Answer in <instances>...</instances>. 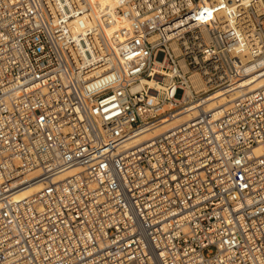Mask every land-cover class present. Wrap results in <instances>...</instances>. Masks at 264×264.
<instances>
[{
    "label": "built area",
    "instance_id": "obj_1",
    "mask_svg": "<svg viewBox=\"0 0 264 264\" xmlns=\"http://www.w3.org/2000/svg\"><path fill=\"white\" fill-rule=\"evenodd\" d=\"M262 75L264 0H0V264H264Z\"/></svg>",
    "mask_w": 264,
    "mask_h": 264
},
{
    "label": "bare ground",
    "instance_id": "obj_2",
    "mask_svg": "<svg viewBox=\"0 0 264 264\" xmlns=\"http://www.w3.org/2000/svg\"><path fill=\"white\" fill-rule=\"evenodd\" d=\"M91 4L92 14L95 16V19L106 9H111L116 6V0H89ZM151 85L154 84V82L149 81ZM264 88V75L250 80L248 82H245L241 84L237 90L233 93L232 97H238L241 92L245 93H251L255 91L256 89ZM232 98V100L234 99ZM229 97L221 94L212 98L210 102L208 103L209 107H214L216 105L218 106H224L228 103ZM194 114H181L177 115L172 121L164 124L163 126L148 131L141 136L134 137L130 139L126 143L127 149H132L135 146L139 145V143L149 139L150 137H153L154 135H157L159 133H162L166 131L167 129H170L171 127H176L180 124H182L184 121H188L191 117H193ZM264 151V146L258 147L256 149V153L260 154ZM78 169H69L62 173L58 177V181H62L66 179L67 177H70L75 172H77ZM39 175V171L32 172L24 176L23 178L18 179L17 181L13 182L10 185V190H8L6 193L9 194L10 197L13 198L14 201H23L31 196L37 195L43 188L44 183L41 179L36 180V177ZM5 193V194H6ZM1 198V196H0ZM0 208H1V199H0Z\"/></svg>",
    "mask_w": 264,
    "mask_h": 264
},
{
    "label": "rangeland",
    "instance_id": "obj_3",
    "mask_svg": "<svg viewBox=\"0 0 264 264\" xmlns=\"http://www.w3.org/2000/svg\"><path fill=\"white\" fill-rule=\"evenodd\" d=\"M180 96V95H179Z\"/></svg>",
    "mask_w": 264,
    "mask_h": 264
}]
</instances>
